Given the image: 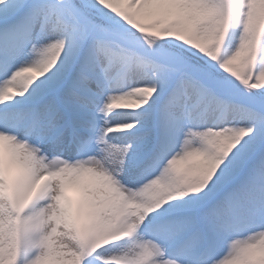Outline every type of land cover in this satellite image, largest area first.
<instances>
[{
	"label": "snow or ice",
	"instance_id": "1",
	"mask_svg": "<svg viewBox=\"0 0 264 264\" xmlns=\"http://www.w3.org/2000/svg\"><path fill=\"white\" fill-rule=\"evenodd\" d=\"M0 264H264V0H0Z\"/></svg>",
	"mask_w": 264,
	"mask_h": 264
}]
</instances>
